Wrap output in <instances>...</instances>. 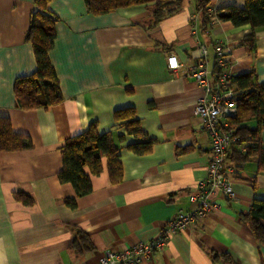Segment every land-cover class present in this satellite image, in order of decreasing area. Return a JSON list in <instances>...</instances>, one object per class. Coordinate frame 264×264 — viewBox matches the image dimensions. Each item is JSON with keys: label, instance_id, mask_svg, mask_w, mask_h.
Here are the masks:
<instances>
[{"label": "crops", "instance_id": "1", "mask_svg": "<svg viewBox=\"0 0 264 264\" xmlns=\"http://www.w3.org/2000/svg\"><path fill=\"white\" fill-rule=\"evenodd\" d=\"M212 4L243 7L244 0ZM48 9L57 17L48 57L62 100L23 110L15 106L13 83L35 69L24 37L34 0H0V116L32 144L0 152V264H99L105 250L147 241L176 212L194 207L189 195L205 179L210 153L203 122L194 114L203 92L186 70L200 59L202 46L213 69L220 43L233 74L253 70L254 81L264 82V26L253 30L250 50L240 43L251 31L248 25L218 20L208 27L195 0H181L175 12L154 25L149 5L92 15L83 0H49ZM169 53L180 63L176 72L166 67ZM124 106L133 107L154 140L144 154L124 147L133 138L113 120V111ZM91 122L99 133L111 131L121 178L111 182L102 159L101 172L90 176V192L77 197L57 176L61 147ZM226 165L235 199L216 193L218 211L175 232L140 264H264V245L240 218L253 197L264 198V170L254 157L239 164L229 157ZM16 192L31 203L17 200ZM78 228L93 245L79 254L71 248Z\"/></svg>", "mask_w": 264, "mask_h": 264}, {"label": "trees", "instance_id": "2", "mask_svg": "<svg viewBox=\"0 0 264 264\" xmlns=\"http://www.w3.org/2000/svg\"><path fill=\"white\" fill-rule=\"evenodd\" d=\"M86 10L92 15H101L118 8L133 5H149L150 25L157 24L162 18L175 12L181 0H83ZM203 19L207 20L208 0H195ZM49 0H34V10L25 32V41L30 43L35 69L32 73L15 78L13 83L14 103L17 108L28 110L53 105L62 100L58 79L50 63L48 52L55 39V22L57 17L48 9ZM214 15L219 21H229L233 26L248 25L250 33L240 43L250 50L254 49L255 36L253 30L264 26V0H244L243 7L225 6L215 9ZM231 82L235 85L236 112L228 118V127L238 137L240 147H232L226 157L236 163H243L254 157L260 169L264 170V142L261 132L264 131V82L254 81L253 70L241 74H233ZM116 126L123 128L125 134L133 138L124 147L137 154H144L153 144L142 129L139 118L133 107L124 106L113 111ZM124 140L123 134L117 135ZM30 139L14 131L7 117L0 116V152L30 149ZM119 147L113 139L111 131L99 133L95 122H91L83 132L67 138L61 147L62 166L57 176L61 183L71 184L77 197L86 195L92 186L91 175L102 170V159L106 160V168L111 182L121 178V163L118 155ZM15 198L24 204L31 199L22 192H16ZM70 206L74 199L68 200ZM241 220L248 224L255 240L264 245V198L253 197L245 212L240 213ZM93 247L88 234L76 229L71 248L76 253L90 250Z\"/></svg>", "mask_w": 264, "mask_h": 264}, {"label": "built area", "instance_id": "3", "mask_svg": "<svg viewBox=\"0 0 264 264\" xmlns=\"http://www.w3.org/2000/svg\"><path fill=\"white\" fill-rule=\"evenodd\" d=\"M207 20L210 27L218 21L214 15L216 9L208 0ZM207 49L201 48L200 59L188 67L186 75L193 79L203 94L195 101L194 114L201 118L203 128L209 139L210 158L206 166V177L197 183L195 191L189 195L194 207L189 211H178L166 225L151 239L138 242L128 248L105 250L99 258V264H140L152 258L156 251L161 250L168 239L177 231L191 225L197 219L220 209L213 199L216 193L227 200L235 199L231 187L226 157L232 147H240L238 137L228 127L227 120L236 112L235 85L231 82L233 75L226 52L220 43L215 45L214 67L207 64ZM166 67L171 72L180 68V63L173 53L166 56Z\"/></svg>", "mask_w": 264, "mask_h": 264}]
</instances>
